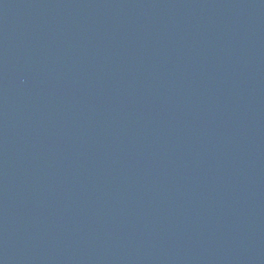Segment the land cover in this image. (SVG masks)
<instances>
[{
	"label": "water",
	"instance_id": "95a60500",
	"mask_svg": "<svg viewBox=\"0 0 264 264\" xmlns=\"http://www.w3.org/2000/svg\"><path fill=\"white\" fill-rule=\"evenodd\" d=\"M0 264H264V0H0Z\"/></svg>",
	"mask_w": 264,
	"mask_h": 264
}]
</instances>
